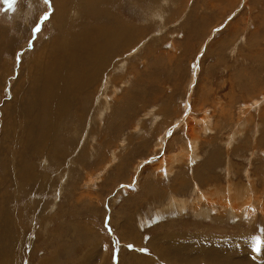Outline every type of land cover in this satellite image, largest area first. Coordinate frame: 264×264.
<instances>
[{
  "label": "rangeland",
  "instance_id": "1",
  "mask_svg": "<svg viewBox=\"0 0 264 264\" xmlns=\"http://www.w3.org/2000/svg\"><path fill=\"white\" fill-rule=\"evenodd\" d=\"M236 1L237 5L231 7L228 0H175L179 8L171 4L167 11H160L155 4L116 0L113 11L121 21L134 28L138 37L141 36L139 31L144 32L137 41V44L143 41L140 52L116 68V72L122 73L125 65L132 66L131 73L135 77L130 85H118V90L107 89L108 93L114 91L121 99L130 97V108L135 106L127 116V124L124 123L120 133L117 131L114 135L113 148L117 157L111 158V149L104 156L99 153L104 144L100 128L110 109L111 113L115 112L113 102L98 117L91 101L82 126L71 123L61 131V149L71 150L61 152L57 161L36 159L37 152L17 143L23 133L15 129L23 115L10 118L20 111V89L28 85L29 68L37 60L31 57L27 61L26 57L52 33L50 20L54 0H15L10 8L0 2L1 55L4 53L0 62L4 61L5 68L0 75V131L3 128L5 134L10 127L8 146L4 150L3 143L0 146V159L4 158L8 165L6 171L0 169V187L4 188L6 180L15 178L17 169L21 180H28L29 174L20 170L22 166H31L35 160L39 170L49 177L45 193L43 186L33 188L35 193L24 198L23 206L14 203L12 198L13 229L15 233L21 231L26 244L31 246L33 243V247L29 252L15 254L16 245H13L10 248L11 264H37L41 257L46 258L48 264H128L127 253H136V245L142 246V254L152 256L149 241L156 240L157 246L162 245L160 235L167 232L216 238L241 232L264 234V218L260 217L259 211L252 219L235 217L223 209L221 204L226 203L225 199L204 193V199L198 198L207 186L224 188L227 181H232V188L250 183L259 195L260 201L256 203L264 204V10L260 12L264 6L261 0ZM66 2L70 10L78 8L66 14V33L77 32L84 23L93 25L97 22V14L85 12L78 0ZM163 2L158 0V5L167 9ZM99 10L96 8L95 12ZM151 12L161 14L162 18L148 19ZM253 37H258L259 41ZM159 46L162 49L160 57L155 59L152 52ZM147 52L152 53L153 58L144 57ZM140 66L150 71L158 67L161 89H141L135 85ZM137 82L140 84L141 81L138 79ZM99 93L100 89L95 94L96 99ZM141 93L151 95L149 101L152 99V102L159 93L156 103L158 108L163 107L164 115L160 114L156 119L148 106L141 108L135 101ZM196 96L203 99L202 108L195 104ZM139 118L140 125L134 123ZM188 118L198 127L202 120H210V130L201 133V143H197L194 150L199 154L195 160H186L188 156L182 160L176 153L181 142L190 146L189 130L183 128L184 120ZM48 138L43 143L44 149ZM155 141L157 144L160 141L161 145H155ZM121 142L123 144L119 146ZM188 152L186 150L184 154L188 155ZM100 157L103 158L98 163ZM119 169L121 173L117 174ZM179 177L180 185H176ZM206 180L212 183L207 184ZM230 204L228 198L227 205ZM207 207L209 210H204ZM56 228L60 229L54 235L52 232ZM121 237L127 241L125 248L121 246ZM58 242L61 243L57 249ZM34 247H37L36 251ZM88 249H91L89 257L84 260L82 254H87ZM184 250H179L181 255L198 254L192 252V246ZM156 263L172 264L166 260ZM197 264L207 263L201 258Z\"/></svg>",
  "mask_w": 264,
  "mask_h": 264
},
{
  "label": "bare ground",
  "instance_id": "2",
  "mask_svg": "<svg viewBox=\"0 0 264 264\" xmlns=\"http://www.w3.org/2000/svg\"><path fill=\"white\" fill-rule=\"evenodd\" d=\"M115 1L116 0H78L79 5H81L85 9V12L97 14L98 20L93 25L89 23H84L81 27H79L77 32L69 33V34L66 33V29H65L64 21L66 19V14H69L72 11L78 10V8L75 7L70 10L68 8L66 0H54V3L52 2V6L54 9L53 15L50 20V23L53 29L52 33L49 35L47 39L40 42L41 46L38 49H36L34 52H31L27 55L26 57L27 61L31 57H36L37 60L29 68L30 80H29L28 85L25 88L20 89L21 91V96L19 100L20 111L12 114L10 117V118H17L19 115H23V120L19 121L15 129V131L16 130L22 131L23 138L16 142L19 143L20 145H24L29 151L37 152L36 159L52 158L57 161L58 160L57 158L61 152L65 153L67 150L68 151L71 150V148L61 149V146L59 144V135L61 131L65 129L67 125L71 123H74V124L77 123L80 126H82V124L84 123V115L86 114L85 112L91 101H93L94 103L92 108L95 111L96 115H98V117L102 115L103 113L102 111L105 108L107 107L110 108V104L111 102H113V109L115 110V112L111 113V109H110V113H107L105 115V118L108 115L105 123L102 124L100 128L102 130V132H100V136L103 138L102 141L104 142V144L101 150L99 151V153L103 154L104 156L106 155L105 154L106 151L111 149L109 152L111 158L115 159L117 157L115 154L116 149L113 148L114 147V143H113L114 135L117 131L119 132V129L123 127L122 125H125L124 123L127 124L126 121L129 119V117L127 118V116L130 114L131 109H133V107L135 106H132L130 108V105L132 104L130 97L121 99L117 96V94L114 91H112L111 93H108L107 89L120 88L119 86H121V84H127L125 86L130 85L132 78L135 77V76L133 77L131 73L132 66L125 65L122 73L116 72V68H117V65L122 66L126 59H132L133 55L140 52L139 49L143 45V41H140V43H138L140 44L139 46L137 44V41L138 39L142 37L144 32L139 31L141 33V36L138 37L137 31L134 28H132L131 26L121 21L118 14L114 12L115 11L114 9ZM137 1H141L142 4L144 5L155 4L156 5L155 8L160 11L161 10L167 11L168 5H171V4L175 5L176 8H179L176 6L177 3L175 2V0H164L163 4L164 3L167 4L166 6L167 9H164L162 5H158V0H137ZM228 2L230 3L231 7L232 6L234 7L237 1L228 0ZM261 2L263 3V6H264V0H261ZM96 8H100V10L97 13L95 12ZM263 10H264V7L262 10H260V12ZM250 11L251 10L249 9L248 12ZM151 13L152 14L147 15V17L148 19L152 21L154 19L162 18V16H160L161 14L155 15L154 12H151ZM172 16H174V11H173ZM253 38H256L257 40L259 39L258 37H253ZM257 45H258V42H257ZM160 46L152 52L153 55L155 56V59H158L160 57V53L162 50ZM1 51H2V48H1V41H0V52ZM152 53L149 54L147 52L144 57L153 58ZM1 54L2 52L0 53V57H4V53H3V56ZM3 64H4V61L2 62V64L0 62V75H1L2 70L5 69L3 67ZM141 67H142V71L140 70ZM157 70H159L158 67L155 69H152V71L148 70L147 67H143V66L138 67L137 73H136L135 85L137 87L140 86L141 89H157V90L161 89L160 84L158 85V82H160V78L158 77ZM159 72H160L159 75H161V71ZM138 79L139 81H141L140 84L139 82H137ZM99 89L101 93H99L98 98L96 99L95 94L99 92ZM150 96H147L146 93H141L140 95L135 97L136 98L135 101L141 104L142 106V107L140 106L141 108L146 109V106H148L147 109L150 111V114L156 117V119H158L159 116H161L160 114H163L162 113L163 107L159 106L158 108V103H156L159 98V93L156 94L154 101H153L154 103L152 102V99L149 101ZM202 100L197 97L195 104H199L198 106L201 107L200 104H203ZM193 107L195 108V105ZM138 111L140 112L139 108H138ZM95 113L93 112V115ZM118 113H123V116L121 117L118 116ZM224 114H226V112ZM85 118L87 119V117ZM95 118H97V116L94 117V119ZM136 120L134 123L138 122L139 124L140 118ZM103 121H104V118L102 122ZM175 122L177 121L175 120ZM184 122H185L184 123L185 127L183 128H186L189 130L188 137H190L189 138L190 146L186 147L187 143L185 144L181 142L178 145L179 151H176V153L180 155V159L182 158V160H183V157L185 156H188L186 160H190V159L195 160L198 158V156L196 155H199V154L198 153L195 154L194 150L197 148V143H199L200 141L199 138L201 137V133L206 134L210 130V127H209L210 120H205V121L202 120L201 125L199 124L200 125L199 127H198V124H196L197 125L196 126L192 123L191 118L184 120ZM9 131H10V127H8V132L5 134H4L3 128L0 131V146L3 143L2 150L6 149V147L8 146V142L10 138ZM153 136L154 135H152V137ZM157 136H158V133H157ZM47 137H49L48 144H47V147L44 149L43 143L45 142ZM122 144L123 142H121L119 146H122ZM159 144L161 145L160 141L158 144L157 142L155 143V145H159ZM186 150L189 151L188 155L184 154ZM68 154L66 153V156ZM101 158L103 157H100L99 159H97V162ZM35 161L31 166H22L20 170V172L23 174H29L28 180H21L20 175H19V169H17L15 178L6 180L4 188L0 187V264H11L12 256L10 255V248L13 245H16L15 254L17 253L20 254L22 251L29 252L31 247H33L32 246L33 243H31V246L29 244H26L25 237L23 236V234H21V231L18 233H15V229H13V220H14L13 219L14 213H12L13 204L11 203H13V201L14 203L18 202L20 206H23L22 202L24 198L34 194L35 190L33 188L37 186H41V187L43 186L44 188H42L43 190L42 192L45 193V190L47 189L46 186L47 184H49L47 183L49 177L47 178V174L39 170L38 166L35 164ZM59 166H60V163H59ZM7 167L8 165L5 159L4 158L0 159V169L2 171H6ZM168 168H170L169 165H168ZM119 171L121 170L120 169L117 170V174L119 173ZM166 171L169 173L168 169ZM87 178H89V176ZM179 179L180 177L177 178V180ZM208 180H206L207 184L212 183V182L208 183ZM194 183L196 186V182ZM232 183H233L232 181H227V184L224 185V188L221 187L223 189L217 187L218 185L217 186L215 185L212 188L211 187L208 188V186L206 185L207 187L205 191L200 192L201 196L198 195L199 196L198 198L200 197L203 198L204 197L203 193L204 195L206 194L207 195L210 194L212 196L214 195V197H218V199H225L224 201L226 203L221 204L223 206V209H225L228 213H232L233 216L235 217H244V218L252 219L256 216V211L257 212L259 211L260 217L264 218V204L259 206L258 203H256L260 200H259L258 192L255 191V188L250 183L245 185V187L244 185L243 186L240 185V186H237L238 188H232L230 187ZM176 185H180V180L177 181ZM199 188H200V185H199ZM39 191L41 192V190ZM241 192H242V196H241ZM13 194H15V197L13 196ZM220 194H223V196H220ZM17 196H19V198H17ZM12 198H13V201H12ZM228 198L231 200L232 205L231 204L227 205ZM206 199L207 198H205V200ZM39 202L40 201H38V203ZM210 202L212 201L209 199V203ZM210 208H212V206H210ZM204 210L208 211L209 208L207 207ZM211 210H213V208ZM214 210H220V209H214ZM59 229L60 228H56L52 232V234L55 235ZM17 234L19 235L17 236ZM116 234L118 233L116 232ZM184 234L183 233L172 234L169 232H167L164 235L162 234L160 235L161 240H162L161 241L162 245H159V246L155 244V241H156L155 239H154L155 241L153 240L154 242L149 241L150 244L148 247L152 251V256H146L145 254H142L141 252L142 246L136 245V249L134 251L136 253H133V254H130L131 252L127 253L129 254L127 263L128 264H158L156 263L157 260H166V262H169L172 264H197V262L201 261V258H203L207 264H264V234L260 235L258 233H253V232L252 233L241 232L238 234L220 235L221 237H218V238L213 237L211 235H205V237H191L186 233ZM215 236H217V234ZM190 238H192L191 241L189 240ZM257 238H259V241H260L258 250H257L256 242H255ZM51 240L52 238H50L49 241L51 242ZM121 240H122L121 246L125 248V246L128 245L127 241L123 239L122 237H121ZM60 243L61 242L57 243V249L58 247H60ZM63 244L64 242L62 243V245ZM34 246H37V245H34ZM191 246H192V252H198V254H195V255L192 254L191 257L189 256L190 254H188V256H184L180 254L179 252L180 249L186 250ZM36 248L34 249L35 251H36ZM195 249L197 250L195 251ZM90 250L91 249H88L87 254L85 253L82 254L84 260L88 259ZM224 250H227L226 252L228 251L230 252L226 254ZM189 252H191V249ZM33 253H36V252H33ZM37 264H48V260L44 257H41V260Z\"/></svg>",
  "mask_w": 264,
  "mask_h": 264
},
{
  "label": "snow or ice",
  "instance_id": "3",
  "mask_svg": "<svg viewBox=\"0 0 264 264\" xmlns=\"http://www.w3.org/2000/svg\"><path fill=\"white\" fill-rule=\"evenodd\" d=\"M0 2H2V4H7L8 7L10 8L12 6V4L15 3V0H0ZM0 10H2V9H0ZM255 242H256L257 250H258L259 244H260L259 238H257ZM129 247H131V245H129ZM142 251H143V249H142Z\"/></svg>",
  "mask_w": 264,
  "mask_h": 264
}]
</instances>
